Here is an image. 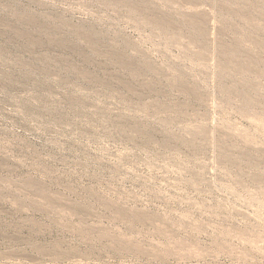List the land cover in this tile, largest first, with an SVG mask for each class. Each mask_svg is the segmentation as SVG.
<instances>
[{
	"label": "rangeland",
	"instance_id": "374dc122",
	"mask_svg": "<svg viewBox=\"0 0 264 264\" xmlns=\"http://www.w3.org/2000/svg\"><path fill=\"white\" fill-rule=\"evenodd\" d=\"M0 264H264V0H0Z\"/></svg>",
	"mask_w": 264,
	"mask_h": 264
}]
</instances>
